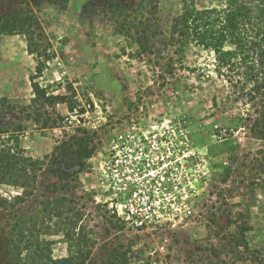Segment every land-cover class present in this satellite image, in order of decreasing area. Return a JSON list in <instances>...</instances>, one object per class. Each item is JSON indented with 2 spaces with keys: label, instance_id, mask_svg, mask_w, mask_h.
Here are the masks:
<instances>
[{
  "label": "rangeland",
  "instance_id": "374dc122",
  "mask_svg": "<svg viewBox=\"0 0 264 264\" xmlns=\"http://www.w3.org/2000/svg\"><path fill=\"white\" fill-rule=\"evenodd\" d=\"M29 1L50 54L37 81L49 92L68 94L77 114L66 103L49 107L52 116L57 112L63 119L56 127L40 128L0 108V148L17 147L43 164L31 195L0 185L1 195L15 206L0 209V264L9 260L11 225L53 191L62 194L66 181L76 187V196H86L77 206H87L83 221L96 239L93 256L122 234L108 230L96 208L101 203L129 220L126 235L137 241L134 248L145 251L149 264H256L254 255L264 258V174L257 179L241 164L264 142L248 125L249 117L258 115L253 103L237 93L242 68L218 70L215 52L201 46L187 52L183 66L171 61L168 29L178 0H160L149 28L159 36L153 35L146 52L120 32L127 30L123 23L147 17L141 0H68L66 7ZM195 2L200 9L220 5V0ZM14 3L0 0V15ZM36 65L23 34L1 35L0 97L29 103ZM230 134L229 140L222 138ZM84 135L95 150L90 157L77 158L81 163L73 168L72 149L61 147ZM224 165L232 167L226 182ZM63 172L76 174L66 180ZM127 206L152 213L163 206L167 213L159 223L149 221L138 230L125 213ZM241 211L252 228L246 236L253 254L242 246L237 254L225 250L218 237L235 231L232 221L239 220ZM40 237L50 241L53 257L68 255L62 233L41 232Z\"/></svg>",
  "mask_w": 264,
  "mask_h": 264
},
{
  "label": "trees",
  "instance_id": "16d2710c",
  "mask_svg": "<svg viewBox=\"0 0 264 264\" xmlns=\"http://www.w3.org/2000/svg\"><path fill=\"white\" fill-rule=\"evenodd\" d=\"M48 1L62 4L63 7H66L68 2V0ZM114 1L119 3L123 0ZM141 1L147 17L140 19L139 22L135 21L132 25L123 23V28L127 30L120 32L129 35L146 52L151 50L148 47L153 35L159 36L156 30L151 32L149 28L152 27L151 21L154 20V16L158 15L160 0ZM178 1L179 9L173 15L168 29V39L174 52L171 61H178L183 66L187 52L193 46H201L215 52L218 70L225 66L241 67L242 73L236 80L239 88L237 93L253 103L258 115L256 117L251 115L248 125L255 134L254 137L264 142V0H220V5L201 9L197 7L195 0ZM3 34H23L27 39L28 51L37 57V65L36 73L31 75L34 94L31 101L19 104L11 101L7 96H2L0 108L19 113L25 121H33L40 128L56 127L58 120L63 118L57 112H54L56 117L52 116L49 107L66 103L68 110L73 113L77 110V104L68 94L49 92L37 81L42 75L45 61L50 59V54L42 26L29 0H16L5 14L0 15V36ZM80 111L84 113V109ZM222 138H232V134ZM227 145L231 147L232 142ZM70 148L73 155L69 163L73 168L81 163L77 158L90 157L95 150L90 138L85 135L75 138L74 143L68 144V148L61 147L62 150ZM66 152L70 154L69 151ZM241 164L250 168L254 175H259L255 176L257 179L261 177L264 174V146ZM42 169L43 164L40 159L27 156L17 147L0 148V185L8 184L21 188L24 194L31 195L38 187L39 173ZM221 169L222 182H226L232 173V167L224 165ZM74 173L76 174V172H63L62 178L67 180L74 176ZM58 184L57 182L51 186L55 188ZM62 186L64 190L62 194L53 191V195L43 200L40 207L33 212L24 213L11 225L7 264H149L145 251L134 248L137 241L126 235L125 229L129 220L120 216L117 210L101 203H97L96 208L105 219L108 230L121 231L122 234L109 242L103 253L93 256L96 239L92 236L88 224L83 221L86 213L84 209L87 206L85 204L81 207L77 206L79 199L86 196H76V187L69 181L64 182ZM90 199L94 201L92 197ZM11 207L15 206L0 193V209ZM135 210L130 219L141 222L137 225L135 222L131 223L138 230L143 229L148 221L159 223L162 216L167 213L163 206L152 208L153 213L149 216L141 208L136 207ZM185 211H191V208H186ZM239 215L238 221H232L236 225L234 232H230L229 229L227 231L229 235L218 233L221 247L236 254L240 252L241 246L251 251L246 232L252 228L245 219V213L241 211ZM216 224L218 228L226 229L222 224ZM41 232L62 233L68 245V255L53 257L50 241L41 238ZM251 252L253 254L255 250ZM254 258L256 264H264V258L257 255H254Z\"/></svg>",
  "mask_w": 264,
  "mask_h": 264
},
{
  "label": "built area",
  "instance_id": "2783aa9c",
  "mask_svg": "<svg viewBox=\"0 0 264 264\" xmlns=\"http://www.w3.org/2000/svg\"><path fill=\"white\" fill-rule=\"evenodd\" d=\"M74 112H75V113H74ZM74 112H73V113H74V115L76 116V114H77V113H76L77 110H75ZM72 115H73V114H72ZM145 204H147V203H145ZM136 207L141 208V209L143 208V207H140V206H131V207H128V206H127V207H126L127 210H125V213H126L127 215H130V216L132 217L131 214H132L133 212L136 211V210H135ZM149 208L151 209L152 206H149ZM143 212L146 213L147 216H149V215L152 214V212H150V211H149V212H145V211H143ZM131 217H130V218H131ZM132 222H135L136 225L141 223L140 221H137V220H134V221H132ZM148 222H149V221H148Z\"/></svg>",
  "mask_w": 264,
  "mask_h": 264
}]
</instances>
